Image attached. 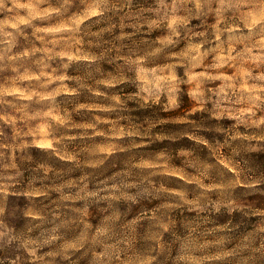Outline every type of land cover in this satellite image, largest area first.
Masks as SVG:
<instances>
[{
	"label": "clouds",
	"instance_id": "1",
	"mask_svg": "<svg viewBox=\"0 0 264 264\" xmlns=\"http://www.w3.org/2000/svg\"><path fill=\"white\" fill-rule=\"evenodd\" d=\"M0 264H264V0H0Z\"/></svg>",
	"mask_w": 264,
	"mask_h": 264
}]
</instances>
